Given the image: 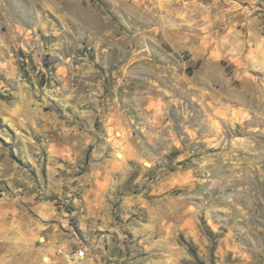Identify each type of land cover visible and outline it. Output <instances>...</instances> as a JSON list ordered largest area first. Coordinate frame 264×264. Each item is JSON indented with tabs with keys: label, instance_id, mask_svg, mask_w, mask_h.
Listing matches in <instances>:
<instances>
[{
	"label": "rangeland",
	"instance_id": "1",
	"mask_svg": "<svg viewBox=\"0 0 264 264\" xmlns=\"http://www.w3.org/2000/svg\"><path fill=\"white\" fill-rule=\"evenodd\" d=\"M0 225V264H264V0H0Z\"/></svg>",
	"mask_w": 264,
	"mask_h": 264
},
{
	"label": "built area",
	"instance_id": "2",
	"mask_svg": "<svg viewBox=\"0 0 264 264\" xmlns=\"http://www.w3.org/2000/svg\"><path fill=\"white\" fill-rule=\"evenodd\" d=\"M88 259L87 249H60L57 251V259L51 264H86Z\"/></svg>",
	"mask_w": 264,
	"mask_h": 264
},
{
	"label": "crops",
	"instance_id": "3",
	"mask_svg": "<svg viewBox=\"0 0 264 264\" xmlns=\"http://www.w3.org/2000/svg\"><path fill=\"white\" fill-rule=\"evenodd\" d=\"M35 236H7L3 233V226L0 225V249L6 248V247H12V245L9 244V242H13L15 240L17 241H25V242H31L30 239H34ZM42 239V238H40ZM51 236L45 237L44 240L49 242L51 240ZM9 244V245H8Z\"/></svg>",
	"mask_w": 264,
	"mask_h": 264
},
{
	"label": "bare ground",
	"instance_id": "4",
	"mask_svg": "<svg viewBox=\"0 0 264 264\" xmlns=\"http://www.w3.org/2000/svg\"><path fill=\"white\" fill-rule=\"evenodd\" d=\"M42 240H44V239H42ZM46 262L49 263V262H50V259L48 258V259L46 260Z\"/></svg>",
	"mask_w": 264,
	"mask_h": 264
}]
</instances>
